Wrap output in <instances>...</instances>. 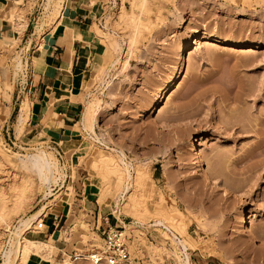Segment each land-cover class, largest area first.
Listing matches in <instances>:
<instances>
[{
    "label": "rangeland",
    "instance_id": "obj_1",
    "mask_svg": "<svg viewBox=\"0 0 264 264\" xmlns=\"http://www.w3.org/2000/svg\"><path fill=\"white\" fill-rule=\"evenodd\" d=\"M44 1L23 0L13 7L10 18L14 31L22 18L17 19L15 14L30 20L33 13L34 25L44 19L38 36L57 25L59 18H43ZM64 2L55 0L61 8L58 15ZM109 2L95 3L97 14L105 18L94 24V29L107 52L87 74L81 99L85 104L99 101L93 107L101 106L96 132L106 139H102L103 144L87 133L61 145L51 143L46 136L6 139L2 128L10 108L4 107L3 100H8L9 93L24 80L30 60L24 33L19 40L0 41V250L21 215L36 213L42 204L49 210L64 197L70 198L77 211L70 214L60 238L68 242L69 251L75 244L87 255L92 244H101L100 235L88 225L87 211H79L76 205L78 188L88 187L94 196L81 197L97 204L103 218L109 215L111 225L124 228L142 264H181L182 246L154 225L158 219L185 233L182 235L189 242L192 264H264V0H149L143 20L135 23L120 16L128 11L139 15L141 0H116L113 10ZM126 20L130 24L125 25ZM198 30L202 36L196 42ZM116 40L121 42L117 50L113 45ZM235 41L243 45L234 46ZM182 45L187 47L183 58L178 51ZM19 58L26 64L22 72L16 71ZM176 73H182L177 86L157 99ZM102 80H110L112 87L103 93L99 87ZM237 117L241 121L234 127L233 121L239 122ZM106 145L124 150L132 165L129 193L119 199L117 208L120 184L115 176L109 174L107 180L103 179L102 189L92 184L90 163ZM37 146L54 152L62 173L67 174L65 181H60L65 188L54 184L55 196L48 199L42 196L46 189L36 176L21 169L17 156H13L15 152H32ZM193 149L200 152L202 169L196 164ZM2 154L13 164L3 160ZM207 173L216 175L219 184L213 183ZM97 180H101L100 174ZM129 194L138 199L139 218L132 214L135 211L123 209ZM121 210L122 219L117 221ZM243 214H253L250 230L239 226ZM38 227L27 236L48 242L40 234L42 224ZM50 240L54 247L61 245L54 237ZM213 248L217 253L213 254ZM30 256L24 249L17 264H26ZM42 261L93 264L87 257L76 260L60 253L54 262L52 256Z\"/></svg>",
    "mask_w": 264,
    "mask_h": 264
},
{
    "label": "crops",
    "instance_id": "obj_2",
    "mask_svg": "<svg viewBox=\"0 0 264 264\" xmlns=\"http://www.w3.org/2000/svg\"><path fill=\"white\" fill-rule=\"evenodd\" d=\"M96 1L65 0L59 23L46 29L41 36L35 33V18L32 20L33 13L30 15L29 25L23 36V41L27 42L25 47L29 52L30 68L24 80L18 82L14 92L9 93L8 100H3L4 107L10 108V115L5 118L2 128L6 139L12 141V137H22L33 140L44 132L51 143L61 145L71 143L86 133L82 122L87 104L81 100L85 78L107 52L102 37L94 29V24L98 25L105 18L97 14ZM14 2L15 0H0V41L4 38L10 41L15 37L14 22L10 18ZM36 11L38 10L35 9ZM27 37L32 39L30 44ZM26 98L30 101V112L25 123L19 124L20 107ZM155 179L159 180L160 177L156 175ZM94 186L95 189L98 188ZM84 194L94 195L88 191V187L78 188L77 195L80 198H77L79 203L76 205L79 211H87L85 215L89 217L88 225L100 235L107 222L110 224L109 215L103 218L97 204L89 198L86 201L85 197H81ZM74 209L76 207L72 206L70 198L65 200L62 197L46 213L45 227L40 234L47 241L54 237L56 243L61 242L60 246L54 247L53 262L59 253L62 257H70L81 250L73 244L69 251L68 242L60 238ZM26 264L44 263L39 255L31 254Z\"/></svg>",
    "mask_w": 264,
    "mask_h": 264
},
{
    "label": "bare ground",
    "instance_id": "obj_3",
    "mask_svg": "<svg viewBox=\"0 0 264 264\" xmlns=\"http://www.w3.org/2000/svg\"><path fill=\"white\" fill-rule=\"evenodd\" d=\"M22 2H23V0H15L14 8L17 7L19 5V3L21 4ZM141 3H142L141 4L142 6L140 5L141 8H138L137 7L138 5H136V3L133 5L135 8L140 9V13H138L140 16L137 15L135 12L128 11L126 13L123 12V15L121 14V16H120L121 19L122 20L127 19L129 22L132 21V23L133 22L135 23L137 20H139V21L143 20V15L146 13V11L144 13V10H146L145 8L147 7V5L149 3V0H141ZM43 8H44V11L42 13L43 14V18L48 17L49 15H53V16L59 18V20H60V17H61V14H62V10H61L60 14L58 15L57 12H59L58 10H60L61 8L60 7H59L60 9L57 8V4L55 3V0H45L44 4H43ZM24 16H20L19 14L18 15L17 14L14 15V17H16L17 19L22 17L21 19L18 20L19 22H18V24H17V26L15 28L16 30H15V38L14 39H16V40L20 39V37L22 36L24 31L26 30L27 26L29 25L28 24L29 23L28 17L27 16L24 17ZM43 20H41V21L39 20V22L35 26L34 30H35V33L37 35L42 30V27H43V24H44ZM122 20H121L120 23H122ZM127 20H126V22H123V23H125V25H127L126 24L128 22ZM34 30H33V32H34ZM97 32H98V30H97ZM201 36H202L201 35V31L198 30L196 32V34H195L196 42H198L201 39ZM31 41H32V39L30 38L28 44H30ZM218 42L227 43V41H225V40L224 41L223 40L222 41L219 40ZM236 42L237 41L233 42L232 44L234 46H240L242 44V43H239V42L236 43ZM120 43L121 42L116 40L114 42V44H113L114 47H115L114 49L121 48ZM29 47H30V45H29ZM186 48L187 47L185 45H182L180 47V49H178L179 54L181 55L182 58L184 56ZM18 57H19V55H18ZM118 60L119 59H117L114 62H112V67L114 66L115 62L116 63L118 62ZM25 65L26 64H24V61L22 60V58L17 59V61H16V71H18V72L21 71L22 72L24 70V67H26ZM103 69L101 68V70H103ZM102 73L104 75H107L108 71L104 70V71H102ZM181 74L182 73H176L175 75L172 76V79L166 85V88H164V89L159 91L157 99L163 98L167 94L168 90H171L172 88L177 86L178 81L181 78ZM110 83H111L110 80H108V82H105V81L103 82V80L101 81V84H100L99 87H101L102 93L107 91L108 89H110V87H111ZM92 101L88 102V104L86 105V111H85V114H84L82 126H83L84 131H86V133L89 136H91L93 139H96L99 143L103 144L102 141L106 140V139H104V137L101 138L100 136H98V134L96 132V128H95L96 124H98L97 120L99 118V115L101 114L100 113L101 112V110H100L101 106H100V104H98L97 108H95L96 105H95V107H93L94 102L95 101L99 102V101L98 100H95L94 102H92ZM29 109H30V101H29L28 98H26L22 102L21 107H20V114L18 116L19 124H24L25 123V121L27 119V115H28V110ZM156 111H157V109H156ZM238 120H239V118H238ZM240 121H241V119L239 120V122L236 121V119H235L233 121L234 123H232L233 124L232 126H234V127L236 125L239 126ZM243 127H244V125H243ZM43 137H44V132H42L36 138L37 139H41ZM43 143H44V141H43ZM192 145L194 147L197 146V144L195 142H193ZM26 149H28V148H26ZM71 149H74V148H71ZM193 150L196 151V155H197L196 164H197V166L199 168L202 169V157L200 156V152H198V150H196V149H193ZM112 151H115L116 154L114 152H112ZM123 151L122 150H117L115 148L109 149V146L106 145L105 148L101 149L99 152L96 153V156L94 157V161L92 163H90L91 167L89 166L90 167V171L92 173V176L94 177V179H92V184L96 185L100 189H102V180L103 179L107 180L108 176H110L109 174H112L113 176H115L117 178V180H118L120 185H119V188H118V195H117V197L115 199V208H117L119 199L124 194L129 193V190H130L129 181L132 178V172H131L132 165H131L130 162H128L126 160V155L127 154H125ZM4 154H2V156H1V157H3V160L5 159V161L9 162L10 164H13L9 158L5 157ZM14 154L15 155H13V156H17V159L19 160L18 165H20L21 169H23L24 171L33 173V175H35L36 178L38 179L39 185L43 186L46 189V190L44 189L45 190L44 191L45 195H42V196H44V199L51 198L54 195V193H53L54 184L58 185V186H61L60 181H63L64 177L65 178L67 177V174L62 173L61 166H60V161L58 160L59 158L56 157L54 152L49 151L48 148H45L44 146L34 147L33 151L29 152V153H19V152L17 153V152H15ZM73 154H74L73 155V161L75 163V161H76V152H74ZM6 156H7V154H6ZM8 156H10V155H8ZM12 160H14V159H12ZM72 165H71V172H72V176H74V171H73ZM103 169H104V171H103ZM102 171H103L104 175H103V173H101ZM97 174L101 175V180L100 181L97 180ZM207 174H208L209 178L213 181V183L219 184V179L215 177L216 175L214 176L213 173L211 175L209 173H207ZM217 175H218L217 177H219V174H217ZM105 185H106V183H105ZM65 186L66 185L64 184L63 187L65 188ZM109 187L110 186H108V188ZM240 196L241 197L243 196L242 193H240ZM163 204L166 205L165 203H163ZM138 205H139L138 199L136 198L135 195L131 194L128 197V202H127V204L125 206L126 208H123V209L126 212H129V213L135 211L132 214H134V215H136L138 217V213H139V212H137L138 211V209H137ZM124 210L120 211V214L118 215V219H122L120 217V215L124 213ZM47 212H48L47 204H42L40 206V209L36 213L31 214V215H25L24 214V215H21L18 218L16 224L13 225L12 229L11 228L9 229V234H8V238L6 240V243L2 247V249L0 250V256L2 258V263L1 264H17V263H19L21 258H22V253H23L24 249H26L29 252L30 255L31 254L39 255L40 257L43 258L44 261H47V260H49L51 258L52 251H53V248H54L52 240H49L48 242H46V241H41V240H35V239H32L29 236H27V234L31 230L35 229L36 226L38 227L39 224H42V229H44V227H45L44 219H45V216H46ZM127 215H128V213H127ZM134 215H130V216L134 217ZM252 217H253V214L250 215V216H248V214H243L238 220L239 226L245 228L246 230H250L249 219H251ZM140 218H142V217H140ZM123 222H124V226L127 227L128 226L127 223L124 220H123ZM154 225L162 227L163 231L165 232V235L167 234L166 236L170 237L179 247L182 246V249H180L181 252L179 251L180 253H182V256H180V255L177 256V257L180 256L181 264H192L190 262V253L188 252V250H189V246H188L189 242H187L188 240L185 239L184 236H183V235H185V233L180 231V230L178 231L179 233L176 232V230L171 227L172 225L171 226L167 225V223L165 222L164 219L156 220ZM38 228H40V227H38ZM158 229H160V228H158ZM52 238L53 237H51V239ZM212 252H213V254L217 253V248H213ZM99 264H125V263H123L121 261H118V262L108 261V263H107V261H103V262H100Z\"/></svg>",
    "mask_w": 264,
    "mask_h": 264
},
{
    "label": "built area",
    "instance_id": "obj_4",
    "mask_svg": "<svg viewBox=\"0 0 264 264\" xmlns=\"http://www.w3.org/2000/svg\"><path fill=\"white\" fill-rule=\"evenodd\" d=\"M108 4L110 9L113 10L116 7V0H110ZM100 238L101 244H92L91 249L87 250V255H84L82 251H78L70 257H74L76 260L87 257L93 264H99L103 261H107V263L108 261H121L125 264H142L140 258L136 255L137 249L133 246L124 228H118L107 222V226L100 231Z\"/></svg>",
    "mask_w": 264,
    "mask_h": 264
}]
</instances>
